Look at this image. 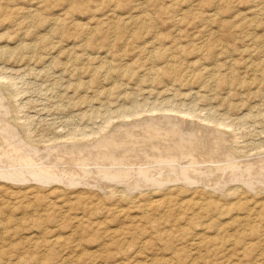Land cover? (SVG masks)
<instances>
[{
    "label": "rangeland",
    "instance_id": "rangeland-1",
    "mask_svg": "<svg viewBox=\"0 0 264 264\" xmlns=\"http://www.w3.org/2000/svg\"><path fill=\"white\" fill-rule=\"evenodd\" d=\"M0 136V264H264V168L165 176L264 160V0H0Z\"/></svg>",
    "mask_w": 264,
    "mask_h": 264
},
{
    "label": "bare ground",
    "instance_id": "bare-ground-1",
    "mask_svg": "<svg viewBox=\"0 0 264 264\" xmlns=\"http://www.w3.org/2000/svg\"><path fill=\"white\" fill-rule=\"evenodd\" d=\"M150 115V114H149ZM140 117V116H139ZM152 117V116H151ZM184 118V117H183ZM145 119V118H144ZM153 119V118H152ZM151 119V120H152ZM123 120V119H122ZM150 120V119H149ZM181 120V119H180ZM163 121H165V120H163ZM184 121V120H183ZM144 123V122H143ZM147 123V122H146ZM149 123V122H148ZM151 123V122H150ZM157 123V122H156ZM136 124V123H135ZM137 124H139V123H137ZM142 124V123H141ZM132 125V124H131ZM146 125V124H145ZM149 125V124H148ZM115 126V125H114ZM123 126V125H122ZM130 126V125H129ZM151 126V125H150ZM149 126V127H150ZM153 126H154V123H153ZM125 127V126H124ZM156 127V126H155ZM154 127V128H155ZM171 127V126H170ZM173 127V126H172ZM179 127V126H178ZM153 128V129H154ZM193 128V127H192ZM103 129V128H102ZM156 129V128H155ZM217 129V128H216ZM132 130V129H131ZM176 130V129H175ZM183 130V129H182ZM208 130V129H207ZM118 131V130H117ZM130 131V130H129ZM180 132V131H179ZM223 132V131H222ZM210 133V132H209ZM152 134V133H151ZM170 134V133H169ZM185 135H187V134H185ZM192 135V134H191ZM98 136H100V135H98ZM108 136V135H107ZM133 136H135V134L133 135ZM149 136V135H148ZM183 137H184V135H182ZM0 137H2V139H1V142H3L2 140H5L4 138H3V136H0ZM86 137V136H85ZM114 137H115V135H114ZM152 137V136H151ZM104 138V137H103ZM112 138V137H111ZM138 138V137H137ZM147 138H149V137H147ZM219 138V137H218ZM83 139V138H82ZM92 139V138H91ZM123 139V138H122ZM140 139V138H139ZM141 139H145V138H141ZM73 140V139H72ZM96 140V139H95ZM104 140V139H103ZM134 140V139H133ZM137 140V139H136ZM182 137H180V142H182ZM111 141V140H110ZM144 141V140H143ZM147 141H150V140H147ZM185 141V140H184ZM92 142V141H91ZM97 142V141H96ZM105 142H106V139H105ZM105 142H104V144H105ZM114 142V141H113ZM112 142V143H113ZM134 142V141H133ZM145 142V141H144ZM143 142V143H144ZM151 142V141H150ZM75 143V142H74ZM110 143V142H109ZM137 143V142H136ZM4 144H6V143H4ZM87 144V143H86ZM95 144V143H94ZM104 144H102V142H99V143H97L96 145H95V148L96 149H98V151H96V152H100V153H102L103 152V150L106 148L105 146H104ZM111 144V143H110ZM155 145H156V143H154ZM7 145V144H6ZM36 145V144H35ZM112 145V144H111ZM173 145V144H172ZM9 146V145H8ZM47 146V145H46ZM162 146H164V145H162ZM170 146V145H169ZM181 146V145H180ZM187 146V145H186ZM3 147H4V145H3ZM2 147V145H0V150L3 148ZM143 147V146H142ZM156 147H157V145H156ZM208 147V146H207ZM210 147V146H209ZM19 148H20V146H19ZM112 148V147H111ZM111 148H109V149H111ZM163 148V147H162ZM183 149L182 150H184V146L182 147ZM24 149V148H23ZM33 149V148H32ZM31 149V150H32ZM54 149H56V148H54ZM85 149V148H84ZM83 149V150H84ZM100 149V150H99ZM154 149V148H153ZM155 149H157V148H155ZM159 149V148H158ZM157 149V150H158ZM203 149V148H202ZM152 150V149H151ZM171 150V149H170ZM208 150V149H207ZM13 151V150H12ZM25 151H27V150H25ZM33 151V150H32ZM72 151V150H71ZM91 151V150H90ZM162 152H163V150H161ZM160 151V152H161ZM9 152V151H8ZM142 152H144V150L142 151ZM148 152V150L146 151V153ZM152 152V151H151ZM150 152V153H151ZM154 152H156V151H154ZM153 152V153H154ZM165 152V151H164ZM168 152V151H167ZM172 152V151H171ZM231 152V151H230ZM25 153V152H24ZM23 153V154H24ZM31 153V152H30ZM47 153V152H46ZM58 153V152H57ZM62 153H68L67 151H65V152H63L62 151ZM92 153V152H91ZM178 153V152H177ZM183 153V152H182ZM181 153V154H182ZM189 152H187V154H188ZM16 154V153H15ZM18 154V153H17ZM29 154V153H28ZM33 154V153H32ZM78 155H77V157L79 158V161L81 160L82 162H80V164H85L84 163V159H86V158H84L83 156H82V151H79L78 153H77ZM89 154V153H88ZM103 154V156H99V157H96L97 158V162H94V163H92V165L94 166H96L95 167V172H96V174H98V175H103V176H105L106 177V179H113V180H117V182L119 181H121L122 183H126V185H127V183H130V185L132 184L131 182H135V184L133 185V186H129L128 188L129 189H131V188H135V187H137V184H136V182H138V180H143V181H145V183L148 181V180H156V178L157 177H155L154 178V176L152 175L153 174V172H151V170H150V172L152 173V174H150V172H149V170H147L145 167H144V165L142 164V166L140 167V164H137V165H135V166H133V164H129V163H123L125 160H123V159H127L129 156H128V154H126V153H124L123 155H120L119 157L118 156H113V154H106V153H102ZM139 154V153H138ZM162 154V153H161ZM166 154H168V153H166ZM179 154V153H178ZM181 154H180V156H181ZM20 155V154H19ZM80 155V156H79ZM140 155V154H139ZM157 155V154H156ZM155 155V156H156ZM158 155H159V153H158ZM162 155H165V154H162ZM172 154H170V156H171ZM174 155V154H173ZM192 155L194 156L195 154L193 153V154H191V159H188V161H185V162H187V163H185L184 161H182V160H180L179 158V160L178 161H170L169 163H167L168 165L169 164H178V165H176V167L175 168H178V169H175L174 170V168L173 169H168V167H170V166H168L167 165V169L170 171L169 172V174H167V175H165L166 177H171V178H175V179H169L170 181L171 180H181V181H185V182H187L188 184H192L193 182H197V181H199L200 180V178L198 177V176H200L201 174H204V173H207V172H221V173H219V174H225V175H220L221 176V178H220V181L221 180H223L224 181V177H226V179L225 180H237L238 178H242L243 177V175H245V174H247L248 176H251V177H253V175H254V170L253 171H251V168L253 169V168H257V169H263L264 168V160H259V159H256V160H253L254 162H252V163H250V162H246V163H242L241 164V162H239V163H233V161L231 162V161H229L227 164H223V162H222V164L223 165H219V166H212V165H210L209 164V167H208V165H207V167L206 166H204L203 167V164H201V161L200 162H198V160H196L195 158H197V157H195L194 159L196 160H194L193 159V157H192ZM235 155V154H234ZM5 156V155H4ZM68 156V155H67ZM70 156V155H69ZM90 156V155H89ZM152 156V155H151ZM150 156V157H151ZM178 155H176V157H177ZM260 156V155H259ZM20 157V156H19ZM30 157H31V155H30ZM34 157V156H33ZM41 157V156H40ZM45 157V156H44ZM55 157V156H54ZM61 157V156H60ZM71 157V156H70ZM139 157V156H138ZM163 157V156H162ZM172 157V156H171ZM173 157H175V156H173ZM202 157V156H201ZM247 157V156H246ZM249 157H252V156H249ZM256 157V156H255ZM258 157V156H257ZM256 157V158H257ZM111 159L110 161H106L105 159ZM120 158L122 159V160H120ZM149 158V157H148ZM158 158V157H157ZM229 158V157H228ZM261 158V157H260ZM11 159V158H10ZM32 159V158H31ZM137 159V158H136ZM159 159H160V157H159ZM166 159V158H165ZM164 159V160H165ZM198 159V158H197ZM201 159V158H200ZM244 159V158H243ZM20 160V159H19ZM128 160V159H127ZM131 160V159H130ZM139 160V159H138ZM141 160H142V158H141ZM156 160V159H155ZM202 160V159H201ZM204 160H206V159H204ZM233 160V159H232ZM239 160V159H238ZM242 160V159H241ZM248 160V159H247ZM55 161V160H54ZM78 161V160H77ZM123 161V162H122ZM132 161V160H131ZM152 161H154V160H152ZM209 161V160H208ZM228 161V160H227ZM22 162V161H21ZM29 162V161H28ZM52 162V161H51ZM64 162V161H63ZM126 162V161H125ZM142 162V161H141ZM146 162H147V160H146ZM158 162V161H157ZM165 162V161H164ZM215 162V161H214ZM220 162V161H219ZM244 162V161H243ZM6 163H8V162H6ZM38 163V162H37ZM48 163V162H47ZM55 163H56V161H55ZM73 163V162H72ZM144 163V162H143ZM148 163H149V161H148ZM151 163V162H150ZM155 162H153V164H154ZM181 163V164H180ZM204 163V162H203ZM40 164V163H39ZM62 164V163H61ZM88 164H90V163H88ZM97 164V165H96ZM215 165L217 164V163H214ZM221 164V163H220ZM251 164L253 165V166H251ZM3 165V164H2ZM56 165V164H55ZM149 165V164H148ZM155 165V164H154ZM154 165H152V167H154ZM159 165V164H158ZM162 165V164H161ZM12 166V165H11ZM10 166V167H11ZM13 166H15V165H13ZM37 166V165H36ZM52 166V165H51ZM54 166V165H53ZM64 166H65V164H64ZM72 166V165H71ZM157 166V165H156ZM164 166V165H163ZM175 165H173V167H174ZM184 166V167H183ZM211 166V167H210ZM3 167V166H2ZM8 167V166H7ZM22 167V166H21ZM29 167V166H28ZM38 167V166H37ZM42 167V166H41ZM61 167H63L62 165L60 166V167H42V168H40V170L41 171H45L44 173L45 174H48V175H53L56 171L57 172H62V168ZM66 167H67V165H66ZM76 167V166H75ZM150 169H151V165H149L148 166ZM31 168V167H30ZM64 168V167H63ZM69 168H71V167H69ZM77 168V167H76ZM148 168V169H149ZM158 168V167H157ZM162 168H164V167H162ZM166 168V167H165ZM0 169H2V168H0ZM12 169V168H11ZM21 169V168H20ZM19 169V170H20ZM73 169H75V168H73ZM88 169H90V168H88ZM91 169H94V168H91ZM7 170V169H6ZM13 170V171H12ZM11 171H9V172H4V171H0V178H5V179H10V180H22V176L19 174V171L17 172V171H14L15 169H12ZM17 170V169H16ZM86 170H87V168H86ZM153 170V169H152ZM159 170H162V169H160L159 168ZM213 170V171H212ZM227 170H229V171H227ZM256 170V169H255ZM22 171V170H21ZM27 171V170H26ZM35 171V170H34ZM75 171V170H74ZM83 171H84V169H83ZM83 171H81V172H83ZM88 171V170H87ZM153 171H155V170H153ZM167 171V170H166ZM228 173H227V172ZM258 171V170H257ZM23 172H24V170H23ZM56 172V173H57ZM92 173H93V171H91ZM164 172V171H163ZM256 172V171H255ZM20 173H22V172H20ZM84 173V172H83ZM82 173V174H83ZM89 173V172H88ZM88 173L86 174V175H88ZM159 173H161V172H157L156 173V175L157 174H159ZM62 174V173H61ZM67 174V173H66ZM75 174V173H74ZM208 174V173H207ZM233 174H242V175H240L239 177H236V178H234L232 175ZM257 174V173H256ZM41 175V174H40ZM92 175V174H91ZM150 175V176H149ZM163 175V176H164ZM216 175H218V174H216ZM9 176H12L13 177V179H11V178H9ZM37 176V175H36ZM42 176V175H41ZM59 176V175H58ZM209 176V175H208ZM236 176V175H235ZM55 177H56V175H55ZM63 177V175L61 176L60 175V178H62ZM211 177V176H210ZM14 178H18V179H14ZM24 178V177H23ZM96 178H97V176H96ZM99 178V177H98ZM101 178V177H100ZM153 178V179H152ZM208 178V177H207ZM224 178V179H223ZM25 179V178H24ZM53 179V178H52ZM69 179V178H68ZM159 179V178H158ZM162 179V178H161ZM164 179V178H163ZM213 179V181H214V179H217L216 177H214V178H212ZM251 179V178H250ZM32 180V179H31ZM38 181H46V180H44V179H37ZM150 180V181H151ZM167 180V179H166ZM202 180V179H201ZM203 180H205V181H207L206 179H203ZM202 180V181H203ZM34 181V180H33ZM112 181V180H111ZM161 181V180H160ZM159 181V182H160ZM208 181H209V179H208ZM217 181V180H216ZM63 182V181H62ZM113 182V181H112ZM180 182V181H179ZM215 182V181H214ZM218 182V181H217ZM216 182V183H217ZM224 182H226V181H224ZM231 182V181H230ZM241 182L242 183H244L242 180H241ZM27 183V182H26ZM148 183V182H147ZM152 183V182H151ZM162 183H164V185L166 184L165 182H162ZM194 183V184H195ZM204 183H206V182H204ZM210 183H211V181H210ZM229 183V182H228ZM227 183V184H228ZM246 183V182H245ZM139 184H140V182H139ZM218 184H220L219 182L217 183V185ZM141 185H144V183L143 184H141ZM186 185V184H185ZM246 185L249 187V189L250 188H254V186L256 185V183L251 179V180H247V183H246ZM111 186V185H110ZM145 186V185H144ZM149 186V185H148ZM154 186V185H153ZM183 186V185H182ZM109 187V186H108ZM139 187H140V185H139ZM142 187V186H141ZM159 187V186H158ZM124 188H125V186H124ZM133 188V189H134ZM238 188H240V187H238ZM108 189H111V188H108ZM183 189V188H182ZM181 189V190H182ZM206 189V188H205ZM210 189V188H209ZM241 189H242V187H241ZM125 190V189H124ZM161 190V189H160ZM180 190V191H181ZM235 189H232V191H234ZM237 190V189H236ZM246 190H247V188H246ZM251 190V189H250ZM62 191V190H61ZM127 191V190H126ZM131 190H129L128 192H130ZM156 191V190H155ZM170 191H172V189L170 190ZM231 191V192H232ZM240 191H243V190H240ZM248 191V190H247ZM111 192V191H110ZM121 192V191H120ZM157 192H159V191H157ZM157 192H155V193H157ZM168 192V191H167ZM230 191L228 190V193H229ZM245 192V191H244ZM251 191H249V193H250ZM260 192V191H259ZM258 192V193H259ZM122 193L124 194L125 192H123L122 191ZM261 193V192H260ZM112 194H114V193H112ZM123 194H122V196H123ZM206 194V193H205ZM230 194V193H229ZM232 194V193H231ZM236 194V193H235ZM235 194L233 195V196H235ZM247 194V193H246ZM256 194V193H255ZM127 195H130V194H127ZM126 195V196H127ZM213 195V194H212ZM125 196V197H126ZM231 196V195H230ZM131 197V196H130ZM130 197H128V198H130ZM213 197V196H212ZM257 197V196H256ZM137 198V197H136ZM214 198V197H213ZM216 198V197H215ZM122 199H124V198H122ZM134 200H136V199H134ZM155 201V200H154ZM159 201V200H158ZM137 202V201H136ZM138 202H140V200L138 201ZM161 202V201H160ZM160 202H156V203H160ZM131 203V202H130ZM134 203V202H133ZM156 203H154V204H156ZM137 204V203H136ZM157 205H159V204H157ZM257 207V206H256ZM253 209V208H252ZM251 209V211L253 212V210ZM250 211V210H249ZM253 215V214H252ZM197 244V243H196ZM199 244V243H198ZM196 248H198V247H196Z\"/></svg>",
    "mask_w": 264,
    "mask_h": 264
}]
</instances>
